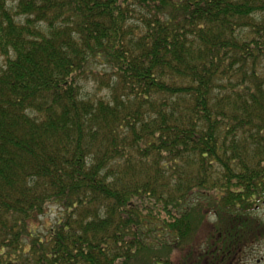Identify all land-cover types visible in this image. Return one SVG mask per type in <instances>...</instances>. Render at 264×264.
I'll use <instances>...</instances> for the list:
<instances>
[{"label": "trees", "instance_id": "trees-1", "mask_svg": "<svg viewBox=\"0 0 264 264\" xmlns=\"http://www.w3.org/2000/svg\"><path fill=\"white\" fill-rule=\"evenodd\" d=\"M0 59V264H230L264 237V0H0Z\"/></svg>", "mask_w": 264, "mask_h": 264}, {"label": "flooded vegetation", "instance_id": "flooded-vegetation-1", "mask_svg": "<svg viewBox=\"0 0 264 264\" xmlns=\"http://www.w3.org/2000/svg\"><path fill=\"white\" fill-rule=\"evenodd\" d=\"M264 206V202L262 204ZM257 215L260 209H256ZM255 223V229L261 230L264 227V217L257 216L251 219ZM230 264H264V237L254 241L250 246L245 248L237 260H232Z\"/></svg>", "mask_w": 264, "mask_h": 264}, {"label": "rangeland", "instance_id": "rangeland-1", "mask_svg": "<svg viewBox=\"0 0 264 264\" xmlns=\"http://www.w3.org/2000/svg\"><path fill=\"white\" fill-rule=\"evenodd\" d=\"M3 65V60L0 59V67ZM97 69H100L99 65L96 67ZM83 92L86 94H90V96H96V97H103L106 93L99 91L97 92V89L95 86H92L89 82H83L82 83ZM258 216L264 217V206L260 208V211L258 212ZM55 219V212L53 211L50 213L46 218H43L41 221H47V220H53ZM210 222H213V219H210Z\"/></svg>", "mask_w": 264, "mask_h": 264}]
</instances>
